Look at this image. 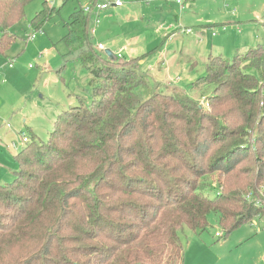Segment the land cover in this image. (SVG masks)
<instances>
[{"label":"trees","instance_id":"trees-1","mask_svg":"<svg viewBox=\"0 0 264 264\" xmlns=\"http://www.w3.org/2000/svg\"><path fill=\"white\" fill-rule=\"evenodd\" d=\"M31 1L0 0V55ZM57 10L43 0L31 24ZM91 18L75 8L64 42L77 45L92 99L57 114L46 141L29 132L14 154L18 169L0 183V264H182L179 233L204 229L210 212L225 235L264 218V43L207 56L206 106L156 88L143 54L96 50ZM213 174L210 198L201 178Z\"/></svg>","mask_w":264,"mask_h":264},{"label":"rangeland","instance_id":"rangeland-1","mask_svg":"<svg viewBox=\"0 0 264 264\" xmlns=\"http://www.w3.org/2000/svg\"><path fill=\"white\" fill-rule=\"evenodd\" d=\"M88 1L56 0L58 12L41 25L42 33L27 40V35L36 32L31 19L43 2L32 0L25 7V17L12 28L16 39L0 55V183L13 179V171L19 166L14 154L21 150L29 132L46 141L57 114L78 105L79 100L87 103L92 99L90 77L78 59L77 45L64 42L69 15ZM121 1L123 7L100 13L99 25L91 34L94 46L101 42L112 54L121 53L123 59L143 54L139 66L150 83L159 84L155 87L163 91L173 86L203 105L212 90L210 84L198 81L204 74L207 56L231 59L250 46L264 43V0H193L180 12L177 6L170 3L172 9L157 0ZM185 14L193 20L183 22L181 15ZM219 14L225 17L220 16L216 20L219 23L224 19L233 23L213 25L199 43L196 33ZM200 17L201 21L195 23L194 19ZM178 21L190 27L192 33H179L169 39L176 33L174 25ZM250 33L252 41L245 46L247 42L243 44L242 38L250 37ZM256 34L262 37L258 39ZM206 40L212 49L204 48ZM159 58H163L160 63ZM12 60L13 66L8 67L7 62ZM201 181L206 183L202 190L210 198L220 191L216 174L204 176ZM179 236L182 264H264V218H255L225 235L218 215L210 212L204 229L184 227Z\"/></svg>","mask_w":264,"mask_h":264},{"label":"built area","instance_id":"built-area-1","mask_svg":"<svg viewBox=\"0 0 264 264\" xmlns=\"http://www.w3.org/2000/svg\"><path fill=\"white\" fill-rule=\"evenodd\" d=\"M49 6H54L56 3V0H45ZM180 9L184 7V4L186 2H190V0H172ZM123 3L121 0H89L87 3L81 6L82 12L84 14H90L91 15V25H90V34L95 33L96 27L99 25V15L101 12L108 10L109 8H119L122 7ZM225 29V27H223ZM180 32L184 33H191L190 28H181ZM42 33V29L38 28L36 29L35 33H31L27 35V40H33L36 37V34ZM212 35H215V31H212ZM96 50L104 51L106 48L101 42H98L95 46ZM117 57L121 58V53H117ZM14 63V60L8 61L7 66L12 67ZM207 106V105H206ZM12 147H14V144H12ZM216 236L219 237L221 234L216 233Z\"/></svg>","mask_w":264,"mask_h":264},{"label":"crops","instance_id":"crops-1","mask_svg":"<svg viewBox=\"0 0 264 264\" xmlns=\"http://www.w3.org/2000/svg\"><path fill=\"white\" fill-rule=\"evenodd\" d=\"M157 1H161L160 3H164L165 2V4H167V6L169 7V8H172L173 9V7L174 6H177L173 1H171V0H157ZM192 2H193V0H192ZM170 3L171 4H173V5H170ZM187 3V2H186ZM191 3V2H190ZM190 3H187V4H184V6L185 5H189ZM190 5H192V3L190 4ZM189 5V6H190ZM123 7V6H122ZM225 7L227 8L228 7V4H226L225 5ZM119 8H121V7H119ZM119 8H117V9H119ZM183 9H185L184 7L182 8V9H180L178 6H177V10L179 11V10H183ZM180 12V11H179ZM175 13V16L177 15V12H174ZM233 15V14H232ZM220 16H222V15H217V17L216 16H214L213 15V17H212V23H210L211 21H209V20H207L206 22L207 23H209V25H206L205 26V29L203 28V27H201L200 29H199V32L198 33H196V35H195V38L197 39V41L199 42V43H203V38H204V36L209 32V30L210 29H208L209 27H212L213 25H216V24H232L233 22L232 21H229L228 19H224L221 23H219L218 21H216L217 19H221V18H219ZM181 17H182V21L183 22H186V20H193V18L191 17V16H189L188 14H185V15H181ZM223 18H225L224 16H222ZM195 21V23H199L200 21H201V17L200 18H197V19H194ZM258 21H260V18L258 19ZM263 25V31H264V23H262ZM181 25H183L181 22H179L178 21V24H176V25H174V27H175V30H176V33H174V34H171L170 36H169V39H171V38H174L175 36H176V34H179V33H181L180 32V29L181 28H190V27H188V26H181ZM261 25V24H260ZM227 28V27H226ZM237 29H238V32L241 30L240 28H238V26H237ZM179 30V31H178ZM192 33V32H191ZM185 34V33H184ZM174 35V36H173ZM258 35L259 34H256V37H258ZM260 37H262V35H259V37H258V39L260 38ZM183 39H184V37H183ZM250 40L252 41V35H251V33H250V37H248V36H246V37H244V38H242V43L243 44H245L246 42H247V44H245V46H247V45H249L248 43L250 42ZM249 41V42H248ZM182 45V44H181ZM208 46H210L209 48L210 49H212L211 48V46H212V44L211 43H208V41L206 40L205 41V43H204V48L205 47H208ZM141 55V54H140ZM136 56H138V55H136ZM164 56V55H163ZM132 57H134V56H132ZM160 57V56H159ZM163 60V58H159V61H158V63H160L161 61ZM142 61L140 60L139 61V63H141Z\"/></svg>","mask_w":264,"mask_h":264},{"label":"water","instance_id":"water-1","mask_svg":"<svg viewBox=\"0 0 264 264\" xmlns=\"http://www.w3.org/2000/svg\"><path fill=\"white\" fill-rule=\"evenodd\" d=\"M104 53H105L107 56L112 57V58L115 59V56L112 54V52H111L109 49L106 48V49L104 50Z\"/></svg>","mask_w":264,"mask_h":264}]
</instances>
